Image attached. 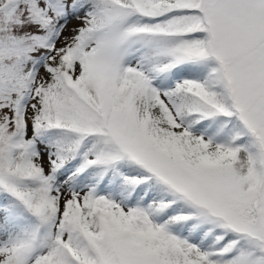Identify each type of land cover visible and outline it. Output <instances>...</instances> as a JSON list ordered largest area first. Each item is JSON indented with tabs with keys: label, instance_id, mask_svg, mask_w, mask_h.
<instances>
[{
	"label": "snow or ice",
	"instance_id": "obj_1",
	"mask_svg": "<svg viewBox=\"0 0 264 264\" xmlns=\"http://www.w3.org/2000/svg\"><path fill=\"white\" fill-rule=\"evenodd\" d=\"M0 264H264V0H0Z\"/></svg>",
	"mask_w": 264,
	"mask_h": 264
}]
</instances>
